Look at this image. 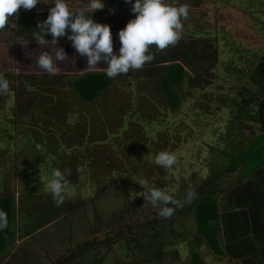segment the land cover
I'll use <instances>...</instances> for the list:
<instances>
[{"label":"flooded vegetation","instance_id":"flooded-vegetation-1","mask_svg":"<svg viewBox=\"0 0 264 264\" xmlns=\"http://www.w3.org/2000/svg\"><path fill=\"white\" fill-rule=\"evenodd\" d=\"M34 8L31 10L21 8L24 11L23 15H20L17 19L12 18L5 28L1 29L2 34L4 35V40H6L3 53L6 58H4V60H0V73H3L2 67L5 65L8 67L9 65H16L17 61L15 58V52L19 48V42L28 40L35 41V45H37V47H40L43 52H48L53 57L55 55V51L62 48L66 53L65 59L55 61V63L63 65L69 73L67 74L64 68L59 67L60 71L54 75L43 72L34 74L27 72L22 75L21 78H18L15 76L16 74L14 75L13 73L9 77H6L7 75H5L4 78L7 79L9 83V91L7 94L2 95V100L6 97V100L8 98L10 102L15 93V111L13 109L15 116H13V119H9L8 121H10L11 124L18 125L22 130L29 129L33 131L35 136L37 135V137H35L37 142H39V139L41 138L42 141L45 142V145H50V150L43 153L45 157L50 154V158H43L41 161H37L38 163L36 165L34 162V179L39 183L44 194L48 195L51 192L47 188V182L51 178L52 169H58L60 166V160L63 165L65 162V159L63 158L68 157L76 161L74 159L75 157H81V155L76 152L77 148H80L81 144L78 145L72 143L74 141L71 138L72 135L67 132L70 131L72 125H64L65 123L67 124V116L76 115L75 119L78 120V114L82 115L87 114L88 112H91L92 114L93 112L90 109L92 107L91 103L102 96L104 92L107 93V91L115 85L117 78H122L123 80V78H125L123 77L124 75L131 76L132 78L133 76L140 77V71L143 72L144 68L142 66L139 69H130L129 73L118 74L116 76L117 78H113V82L110 87L101 91L96 99L91 102H84V109L82 110L78 101H68L65 97L61 98L59 93L62 91L59 88L63 85H59V83L63 81L65 83L67 80H73L74 84L76 79L87 73L101 72L105 74L104 67H106V65L103 61H101L98 62V66H94L97 69L92 67L93 69L84 71L82 76H78L80 74L73 73V68H85V70L90 68L86 62V55L81 56L72 47L71 42L66 43L68 40L66 36L59 37L56 44L53 46L51 45V42H47L46 44L36 43L34 34L39 32L37 24L38 22L46 19V16L40 17L39 14L36 15L35 11H38V9ZM118 11L121 12L122 9H118L116 7V10L105 8L96 10L92 13V18L95 22L109 25V23H111V19L115 22L114 17L119 15L116 13ZM14 21H16V24H14ZM110 30L113 39V51L116 52L120 46L117 38V31L113 28V26H110ZM215 35L216 43H213L214 45L209 42V44H207L206 42L195 41L194 45L197 47L191 45L190 49L186 51L184 49H179L184 52L183 54L185 59L189 61L187 62V66L189 65L188 67L191 68L194 73L188 72L182 64V61H186L185 59L183 60V58H181L182 60L179 59V61H177L175 58L181 55L179 50L173 49L172 47L167 48L165 51L163 50L161 56H165L164 58L168 57V59L175 58V62L181 64L186 72L183 83L179 85L180 89L176 90L175 88V92L179 97V105L177 107L172 106L169 103L168 98L162 94L167 100V107L165 106V108H162L164 106H160L152 100L153 105H158V111H154L153 113V111L148 109V111H146L148 116H146L144 115V111L142 112L140 110L139 106L141 98H143L146 93L140 92L139 89L137 91L136 87H132L133 91L131 92L132 99L130 100V106L120 117V122L115 130L109 131L108 134L106 133L107 136L102 140H98L102 141L99 143H94L95 141L91 139L89 133L85 138L86 140H84L82 145L83 149L93 143H106L111 140V138H116L120 142L126 141L124 142V145L126 146L127 142L130 141L126 136V133L130 130V128H132L131 123H135L140 124L138 127L145 131L147 139L151 141L149 144L151 150H148L147 155L145 153L142 158L135 159L136 161H133V165L129 164V159L128 161L122 160L120 170L112 171V173L106 172L103 176L99 175L100 172L96 174L99 181L103 183L108 177L113 179H123L122 182L124 183L122 185L129 188L127 193L129 200H131L129 193L131 197H134V199L131 200L134 204L131 209L132 212L128 213L130 212V209L125 207L126 211L123 217L126 221H129L124 225H128L129 222L134 224L135 227L139 224H144V227L141 228L138 233L131 236V238L136 239L140 245L136 248V260L130 262L127 261L125 263L122 262L120 264H190L193 252L199 254L203 264H264V151L262 154L254 155L253 157H247L245 154L250 150L249 148L254 142L255 138H253V136H264L263 127L259 119L260 105L264 101V81L260 80L261 74H257L258 77H256V79H259L260 81L255 80L257 89L251 90L253 77L251 76V72H249L245 66L238 68L235 67L236 70H240V74H242L241 71L245 72L243 77H246L247 73L251 74H249V77L247 76L248 78L246 77L249 82L243 86L244 90L247 91V94L243 97L245 103L244 106L249 108V110L245 111L241 108L238 109L237 106L239 105H237V103L239 101L234 98L240 97V99H242L239 90L235 93V91H233V86L230 83L226 85L227 88L231 87L230 89H226L223 84L221 88H217L218 85H216L218 83L217 78L220 76L219 68L221 53L219 49L218 34ZM207 37L210 38L209 36ZM49 39L51 40L52 37L50 34H47L45 36V40L48 41ZM184 43L185 42L181 41L180 46ZM185 44L187 45V43ZM213 48L215 49V54L212 53ZM149 51L151 52L153 59L148 61V63L156 64L158 61L157 58H160L158 49L152 45L149 47ZM260 57V62L253 70H258L260 67H262V69L264 68V53L261 54ZM158 63L161 67L167 66V63H164V61ZM211 63H215V65L210 66ZM31 64L32 67L36 68L37 64H34L33 62H31ZM204 65H208L209 68L204 69ZM214 67L215 73L213 74L211 70H213ZM230 68L231 66L228 65L229 74H231ZM262 69L260 70L261 73ZM208 73L211 78L215 77V81L214 83L210 82L204 84L202 80ZM188 74H190V76H192L191 78L196 81L189 84ZM46 80H48V82H46ZM39 81H42V83ZM49 82L50 84L46 87V84ZM134 82L136 83V80ZM11 84L12 86H10ZM41 84L45 87L41 90L52 92L48 90V88H52V90H58L60 92L55 94L42 92L38 89V86ZM212 86L213 89H211ZM185 87L188 88V91L185 90ZM39 91L41 92L42 98L52 99L51 102H45L46 106L41 108L50 110V108H53L56 105H64V107H57V111L54 107V116H49L47 113H43V115L45 114V118H43V115H39V113H37L36 119L39 118L38 123H27L29 121H25L26 116L24 115L28 108H25L24 111L22 102L23 100L26 101L28 97L33 96ZM74 92L76 94L78 93L76 89ZM18 95L20 97L19 99ZM210 95L212 104L206 105ZM219 95L225 96L227 101L230 102L231 107L228 108L225 104V107L219 106V102H217L220 97ZM115 98H117V96ZM112 99L110 101L114 103ZM104 100H106V97L103 98V102H105ZM9 102L6 103V105H9ZM19 102L21 104H19ZM253 104H255L254 106L256 107L252 106ZM104 108H107V105H103V109ZM56 112L59 115H57ZM237 113L239 115L243 114L242 117L239 116L238 119L244 121L245 123L246 121H248L249 124H253V122H255L256 126L259 128L257 130L258 133L252 132L251 130L249 133L251 134L250 136L246 137V135L243 134L237 135L235 130L233 131L232 129V124H234L233 121L237 117ZM46 116L52 118V120L54 118V121L50 120L53 123L44 121V119H47ZM60 118H63L64 122V127H61V129L63 131L64 128L67 129L64 131L63 136L61 135L62 132L58 130L55 124L56 121L59 122ZM81 123L85 122L79 121L76 124L82 125ZM72 124L76 125L74 122H72ZM86 125L88 124L85 123L84 126ZM162 128L164 129L161 130ZM163 133L166 138V151L173 152L176 156V163L168 169H165L155 163V146L159 144L161 139L160 135ZM246 138L248 140L247 143ZM135 140H138V138ZM172 145H175V147L171 148ZM4 156L7 158L6 161H8V155L6 152ZM72 160L71 162H73ZM118 161H121L120 156H118ZM6 163L7 162H5V164ZM56 164L58 165L57 167ZM145 166L148 168L143 170V167ZM10 168L11 164L5 168L2 166L0 167V184L2 187L0 188V195L2 191L6 190V187L3 184L4 179H6V175L3 174L4 172L1 175V170L8 171ZM104 185L106 186L107 183ZM7 186L8 189L9 185ZM154 188H159L167 192L174 198L175 201H177L174 205H168L174 209L171 216L166 218L160 216L159 210L162 205L158 204L154 206L150 203V201L142 199L144 198L145 192ZM189 190H191L195 195L191 200H186L185 195ZM73 191L76 193L78 192L81 196V192L75 189L73 183L69 182V193L64 200L66 204L69 202V197H71V193ZM111 192L112 191L104 193V195ZM135 192L139 193L134 194ZM102 193L103 191L98 194L99 196L96 199H99V201L97 202H91V199L94 197H88V201L90 202L89 206L85 207V211H88L90 208L92 218L89 219L90 223L85 224V228H80L79 231L95 227L102 228V220L98 209L100 201L104 196ZM49 195L52 196V194ZM80 196L77 198V204L75 203L68 213H73L83 205L88 204ZM137 200H141L142 204L137 205L135 202ZM208 203H213L217 209V218H213L210 221V224L216 231L218 247L221 251L219 254L211 249L204 237L197 232V209L202 207L204 204L208 205ZM118 210L119 208L116 211L118 212ZM68 213L66 214L68 215ZM132 221L134 223H132ZM119 223L121 224L122 222L119 221ZM119 223L116 221L115 224L118 225ZM187 225L194 226V228L187 231ZM178 226L182 227V229L186 226V231L182 229L180 230ZM68 234H70V231H68L66 235ZM144 240H146V243ZM82 241L85 243L79 242L69 251H63L64 249L60 250L59 256L57 254V257L54 259V264H75V261L71 263L73 259H68V261L65 260L63 262L61 257L64 256H61L62 254L74 253L72 255L75 257L78 254L89 251V254H100V256H102L105 252L106 257L108 255H113L112 247L108 248L106 246L108 251H104V253L103 251H100L99 253V250L97 249L103 247V245L92 246L93 243L91 242L94 241H90L88 238ZM95 241L99 240L95 239ZM120 241V239L111 240L109 241V246L115 245V243ZM29 244L33 245V243L30 242ZM64 245L60 248L62 249ZM43 248H41V251ZM12 254H15L9 256L11 258L9 262L12 264H32L30 261L31 257H33L36 262L39 261L38 255L28 246L19 251H12ZM86 258H90V256ZM93 258L87 261H89L90 264H94L95 261H98V264H102L103 256L99 257V255H95ZM83 264H85V262Z\"/></svg>","mask_w":264,"mask_h":264},{"label":"rangeland","instance_id":"rangeland-1","mask_svg":"<svg viewBox=\"0 0 264 264\" xmlns=\"http://www.w3.org/2000/svg\"><path fill=\"white\" fill-rule=\"evenodd\" d=\"M118 1V0H116ZM168 3L174 4V2H170L173 0H167ZM220 2L222 0H190V3L188 5H194L191 8H188V17L187 19H182V32L180 36V41L187 43V45L184 43L183 45H179L177 41L175 45H169L164 49L158 50L160 58H157L158 62L164 61V63L170 64L175 62V58L177 61L185 59L184 52L179 49H184L185 51L190 49L191 45L195 46V41L200 42H206L207 44H215L216 42V35L208 38L207 36L204 37H193L195 34V31L201 30V31H207L211 29L213 32L217 33L219 29H222L223 31L219 33V36L221 38H224L226 40L233 39L235 40L231 47L235 48L236 51H240V54L235 55V57L230 58L229 65L231 66V74L228 72H224V78L221 73H219V77L217 78V88H221L222 82L224 80L231 81L230 84L233 86V91L237 93H241V98L236 97L237 101V108L242 109L245 111H248L249 108H246L244 105L243 97L247 94V91L244 90L243 86L249 82L247 78L251 75L252 77V84H251V90L257 89L256 81H264V68L260 67L258 70H253L254 67L260 62V55L264 53V19H261L259 15L263 14L264 9H262L261 1L260 0H246L248 8L242 9L238 7V5L233 4H224L219 5L217 2ZM44 3H50V0H45ZM68 7L70 9H73V11H76L78 9L85 8L87 4V0H73V3L70 1V3H67ZM241 3H239L240 5ZM51 5V3L49 4ZM125 5L127 7H125ZM105 6V5H104ZM106 6L109 7V9H115L116 7L118 9L123 8L121 12H116L119 15L115 16V22L113 19H111V23L109 25L118 32L120 29L124 28L126 23L134 18V13L130 11L131 5L128 3L118 1L115 3V1L107 2ZM104 9V8H103ZM122 17V18H121ZM207 29V30H205ZM188 30V33L186 32ZM192 32V33H191ZM2 35V31L0 29V38ZM226 37V38H225ZM209 42V43H208ZM27 45H35V41H25ZM22 43V44H25ZM235 43H240L241 45L237 48ZM21 44V43H19ZM213 44V45H214ZM186 45V46H185ZM0 60H4V43L0 46ZM173 48L180 51L181 55L175 57V58H169L165 56H161L163 50L165 51L167 48ZM184 47V48H183ZM197 47V46H195ZM200 47V46H199ZM214 47V46H213ZM219 49L220 45H219ZM212 53L215 54V49H212ZM221 53V50H220ZM183 54V55H182ZM164 55V54H163ZM253 55V57L251 56ZM221 56V55H220ZM186 60V59H185ZM222 57L220 60V66L225 65L222 61ZM191 61V59H190ZM187 62L189 61H182V64L185 66V68L188 70V72H193L191 68L187 66ZM152 64L146 62L145 65H143V72L140 71L141 75L139 76H131L124 75L123 80L122 78H117L115 85L110 88L109 91L104 92L102 96H100L98 99L94 100L91 104L92 107L90 108L93 112H88L87 114H78V120L83 121L85 123H81L82 125H77L76 123L79 122L77 119H75L76 115H68L66 118L67 124L63 122V118L59 119V122L56 121V127L58 130H60L61 135H64V131L67 129L64 128V131L61 129V127L65 126H71L70 131H67L68 134L71 133V138L74 140L72 143L80 145V148H77L76 152L81 155V157L74 158L76 161L72 160L71 158H63L65 159L64 164H61L60 160V166L58 167L59 170L63 172L64 169L69 170V174L66 176V179L68 182L73 183V186L76 190L81 192V196L73 191L71 193V197L69 202L66 204L63 202L61 205L57 206L54 202V199L49 193L48 195L44 194V192L41 189V186L37 181H35V165L38 163L37 161H41L43 158H50V154L45 157L43 154L46 151L50 150V145H45V142L42 141V139H39V142H37L35 136V133L29 129H21L16 124H11L9 119H13V116H15V104H16V94L14 93L13 99L11 98V101L9 102V99L6 97L0 101V165L5 168L6 166H9L11 164V168L6 170H1L2 173L6 175V179H4L3 184L6 187L5 191H2L0 197H9L13 201L14 206V218L11 223L13 227L14 237L12 239H8L7 246L5 248V251L3 254L0 255V264H12L10 263V255L12 254V251H19L24 249L25 247L32 248L33 251L38 255L39 261L36 262L33 257L30 258V261L32 264H54V259L57 257V254L59 256L60 250L63 251H69L73 248L74 245L77 243H85L82 240L90 239V241L94 245H103V247L98 248L97 250L100 251H108L106 248L112 247L113 249V255H108L106 257V252L102 255V264H120L122 262L127 261H135L137 258V249L139 243L136 239L131 238L134 234L138 233V231L144 227V224H139L135 227L134 224H131L129 222L128 225H124L126 222V219L123 217L125 215V207L130 209L133 208L134 204L129 200L127 193L129 188L126 186H123L122 182L123 179L118 178H110L104 180L103 182L99 181V178L96 176V174L103 176L106 172L117 171L121 169V162L129 161V164L133 165V161L135 162V159L142 158L144 154L147 151L151 150L149 144L151 141L147 139V135L145 134V131L143 129L139 128L138 126L140 124L131 123L132 128L128 130L126 133L127 138L130 140L127 142V145H124V142H120L116 138H111V140L107 141L106 143L102 144H94L99 143L106 137V133L108 134L109 131H114L115 128L118 126L120 122V117L123 115L124 111L130 106L131 103V92L133 91L132 87H136L137 91L139 89L140 92L146 93L143 98H141L139 102L140 110L143 112L144 115L148 116V113L146 111L151 110L158 111V105L164 106L162 108H165L167 105L166 98L159 92L158 90V82L160 77L162 76V73L164 71V67H161L160 64ZM208 64V63H207ZM215 65L211 63L210 66ZM252 66V68H249V66ZM58 67L64 68L63 65L58 64ZM245 66L247 70L250 73L246 74V77H243L242 74H240V70H236L238 67ZM12 67V68H9ZM5 65L2 67V71L4 75H7L6 77H9L12 75V73L17 76L18 78H21L22 76L18 75V71L15 69V66ZM236 67V68H235ZM30 68V67H27ZM37 73H47L44 70L40 69L36 65ZM96 68V67H93ZM208 65H204V69H208ZM1 69V68H0ZM32 68H30L31 70ZM65 69V68H64ZM97 69V68H96ZM250 69V70H249ZM262 69V73L260 70ZM79 71L73 72L77 74L84 73L85 70L78 69ZM21 72V71H20ZM65 72L68 74L69 71L65 69ZM213 74L215 73V67L213 70H211ZM243 72V71H241ZM30 73V72H29ZM223 73V71H222ZM245 73V72H243ZM49 74V73H48ZM72 74V73H71ZM250 74V75H249ZM257 74H261V78L256 79L258 77ZM78 75V76H80ZM189 75V84L191 82L196 81L193 80ZM194 75V74H193ZM257 75V76H256ZM29 76V75H28ZM195 76V75H194ZM47 77V76H45ZM121 77V76H118ZM143 77V78H142ZM49 78V77H47ZM231 78V80H229ZM263 78V79H262ZM197 79V77H196ZM136 80V83L134 82ZM256 80V81H255ZM204 84L206 83H214L215 77H210V74L208 73L204 79L202 80ZM42 83V81H39ZM48 82V80H46ZM49 83L46 84V87ZM228 84V83H227ZM59 85H63L61 88H59L62 92L58 90H52V88H48V90L52 92H47L44 89L45 87L43 84L39 85L38 89H40L42 92L55 94L59 93L62 97H65L68 101H78L79 105L81 106V109H84L83 103L86 102L82 99L78 93L76 94L74 92V84L73 80H67L65 83L60 82ZM223 85H225V82H223ZM12 86V84L10 85ZM248 86V85H247ZM16 88V86H15ZM180 89V86H176V90ZM185 90L188 91V88L185 87ZM54 91V92H53ZM181 94V93H180ZM117 96V98H115ZM106 97L105 102H103V98ZM18 95V99H19ZM113 98V99H112ZM183 98V97H182ZM17 99V100H18ZM29 99V100H28ZM28 99L23 100L22 107L27 110L25 112L26 118L25 121H29L27 123H35L37 124L39 121V118L36 119L37 113L39 115H43V113H47L49 116H54V107L57 111L58 108H63L64 105H56L53 108H50V110H47L46 108H41L46 106L45 102H51V98H42L41 92L34 94L31 97H28ZM113 100L114 103H112L110 100ZM220 98H218L219 100ZM152 100L158 103V105H153ZM14 101V104H13ZM9 102V105H6V103ZM12 102V103H11ZM21 102V101H20ZM19 102V104H21ZM11 103V104H10ZM65 104V103H64ZM103 105L107 108L103 109ZM253 104L252 106H254ZM58 107V108H57ZM167 107V106H166ZM256 107V106H254ZM12 108V109H11ZM14 109V111H13ZM157 109V110H156ZM47 110V111H46ZM62 111L61 109H59ZM87 110V109H86ZM106 110V111H104ZM16 113V112H15ZM18 113V108H17ZM16 113V114H17ZM152 113V114H153ZM57 115H59L56 112ZM151 114V115H152ZM243 114L239 115L237 113V117L233 121L234 124H232L233 131L235 130V133L237 135H246L250 136L249 134L252 130V132L258 133V126H256L255 122L253 124H249L248 121L246 123L240 119H238L239 116L242 117ZM43 118H45V114L43 115ZM47 119H44L46 122H51L52 118H49L46 116ZM111 119V120H110ZM12 121V120H11ZM54 121V118L53 120ZM74 122L76 125L72 124ZM53 123V122H51ZM23 125V124H22ZM49 125V124H47ZM19 127V129H18ZM86 127V128H85ZM255 130V131H254ZM248 132V133H247ZM88 133L93 141H95L92 145L88 146L87 148L83 149V143L85 138L88 136ZM161 139L159 141V144L155 146L154 155H156L160 151H166V138L165 134L160 135ZM243 137V136H242ZM133 138V139H132ZM138 138V140H135ZM83 141V142H82ZM260 141L256 140L255 143H253V150L251 149V152L248 155V152L245 153L247 157H253L255 154L259 152L260 148ZM69 143V141L67 140ZM82 142V143H81ZM248 142L246 138V143ZM264 142V141H263ZM261 142V143H263ZM153 144V142H152ZM264 144V143H263ZM39 145V148L37 147ZM252 146V145H251ZM175 147V145H172L171 148ZM252 148V147H251ZM5 152L8 155V161H6V157L4 156ZM87 155V156H86ZM118 156L121 157V161H118ZM71 160L73 162H71ZM5 162H7L5 164ZM35 162V165H34ZM2 163V164H1ZM139 163V162H136ZM5 164V166H4ZM148 165V164H147ZM0 166V167H1ZM58 165L56 164V167ZM152 166V164H151ZM150 167V166H149ZM148 168L147 166L143 167V170H146ZM110 173V174H111ZM121 175V174H119ZM112 179V180H111ZM129 179V178H127ZM114 181V182H113ZM113 182V183H111ZM7 183V184H6ZM107 183L105 186L104 184ZM110 183V184H109ZM112 184V185H111ZM7 185H9V188L7 189ZM0 188L1 184H0ZM107 193L109 191H112L111 193L105 194L102 197V200L100 201V206L98 207L101 220H102V228L101 227H95V228H88L84 230H80V228H85V224L90 223V218H92V213L90 208L88 211H85V207L89 206L88 197L92 196L94 198L91 199V202H97L99 199H96L99 195V193ZM139 193L135 192L134 194ZM83 198L88 204L83 205L78 210L74 211L73 213H68L71 210V207L76 203L78 197ZM73 199V200H71ZM144 199V198H142ZM141 199V200H142ZM141 200L135 201L137 205H141ZM77 204V203H76ZM119 208L118 212L116 211ZM144 208V207H143ZM68 213V215L66 214ZM99 214V213H98ZM121 221L120 224H115L116 221ZM113 223V224H112ZM132 223H134L132 221ZM133 228V229H131ZM174 228V227H173ZM178 228L181 230L182 227L178 226ZM194 226L187 225V231L192 230ZM165 230V229H164ZM186 231V226L182 229ZM70 231V234L66 235ZM78 231V232H77ZM83 231V232H82ZM177 232V231H176ZM165 233V231H164ZM127 236V237H122ZM95 239H98L99 241H95ZM114 239H120L121 241L118 243H115V245H110L109 241ZM80 240V241H78ZM33 243L32 244H29ZM107 242V243H106ZM146 243V240H144ZM148 242V240H147ZM65 244V245H64ZM64 245V247L61 249L60 247ZM107 246V247H106ZM44 247V248H43ZM39 248V249H38ZM41 248L42 251H41ZM38 251V252H37ZM89 252V251H88ZM88 252L78 254L74 257V253L72 254H62L61 257L62 261L65 260L68 261V259H73L71 263L75 261V264H90L89 259L93 258L95 255L100 254H89ZM210 252V251H209ZM76 253V252H75ZM88 253V254H87ZM212 253V252H211ZM210 253V254H211ZM87 254V255H86ZM90 258H86L85 257ZM71 257V258H68ZM106 257V258H105ZM66 258V259H65ZM14 259V258H13ZM94 259V258H93ZM87 261V262H86ZM100 262V261H99ZM94 264H98V261H95Z\"/></svg>","mask_w":264,"mask_h":264},{"label":"clouds","instance_id":"clouds-1","mask_svg":"<svg viewBox=\"0 0 264 264\" xmlns=\"http://www.w3.org/2000/svg\"><path fill=\"white\" fill-rule=\"evenodd\" d=\"M41 0H0V29H4L13 14L23 8L31 10ZM46 19L38 22V33L34 34L38 44L46 43L45 36L50 34L51 43L56 44L59 37L66 36L72 47L81 56L86 55L89 67L98 66L103 61L105 74L114 78L118 74L129 73L130 69H139L145 62L151 61L153 56L149 47L154 45L158 50L175 44L182 32V19H187L189 13L186 5L176 6L166 0H125L131 5L130 11L134 18L130 19L124 28L117 32L119 41L118 51H113V39L110 26L95 22L92 13L104 8V0H87L85 8L76 11L70 10L66 0H50ZM66 53L57 49L54 57L48 52H42L36 59L37 66L49 74H57L60 68L55 61L64 60ZM9 91L8 80L0 76V95ZM39 148V145H37ZM155 163L165 169L176 163L173 152L160 151L155 156ZM68 169L63 172L52 169L51 178L47 182L54 202L61 205L69 193V182L66 176ZM195 194L189 190L186 200H191ZM130 199L131 197L129 193ZM144 199L152 205H162L159 215L169 217L174 209L168 206L176 204L167 192L154 188L144 193ZM8 225L7 213L0 210V230Z\"/></svg>","mask_w":264,"mask_h":264},{"label":"trees","instance_id":"trees-1","mask_svg":"<svg viewBox=\"0 0 264 264\" xmlns=\"http://www.w3.org/2000/svg\"><path fill=\"white\" fill-rule=\"evenodd\" d=\"M104 1L111 2L113 0H104ZM260 1H261L262 9H264V0H260ZM166 2L168 3L167 0H166ZM170 2H174V4L176 6H179L181 4L186 5L187 8H191L194 5L197 6L196 4L188 5L190 3V0H173ZM226 3L228 5L229 4L238 5V7L245 9V10L248 8L246 0H222L220 2L219 1L217 2V4H219V5H224ZM239 3H241V4L239 5ZM127 6L125 5V7H127ZM104 8L109 9V7L106 5L104 6ZM259 17L261 19H264V13L259 15ZM205 30H207V29H205ZM222 31H223L222 29H219L217 31V33H215L211 29H209L207 31L197 30V31H195V34L193 37H204V36L211 37V35L212 36H214L215 34L219 35V33H221ZM186 32L188 33V30ZM219 38H220L219 39V45L221 48L220 49L221 50V57L223 59V62H224V60L226 62L225 65L220 66L219 73H221V78H222V74H223V78H224V75H225L224 72H228V65H229L230 58L235 57V55L240 54V51H236L235 48L231 47V44L235 40L230 38V40L228 41L224 38H221L220 36H219ZM178 41H180V38ZM178 43L180 45L181 41ZM173 45H175V44H173ZM235 45L238 48L241 44L235 43ZM251 56L253 57V55H251ZM249 68H252V66L250 65ZM222 71H223V73H222ZM241 73H242V75H245V73H243V72H241ZM185 75H186V72H185L184 67L181 64L175 62V63H172V64L164 67V71L162 73V76L160 77L159 82L157 84L159 92H161V94L166 96L168 98L169 103L174 107H177L179 105V97L175 92V88H176V86H179L181 83H183V80L185 79ZM0 76H1V74H0ZM229 80H231V78ZM112 82H113V78H109L106 74L101 73V72H93V73H87V74L83 75L82 77H79L78 79H76V81H74V87L77 90L78 94L82 97L83 100L91 102L97 98L98 94L101 91L109 88L110 85L112 84ZM223 82H225V85H228L227 83H230L231 81L228 82V81L224 80ZM223 82H222V84H223ZM225 88L230 89L231 87L227 88L225 86ZM211 89H213V86L211 87ZM219 98L220 99L217 100V102H219V106H224V104H225V106H227L228 108L231 107L230 102L227 101L225 96H220ZM1 100H2V95H0V101ZM211 104H212V99H211V95H210L208 98V103L206 105H211ZM163 129L164 128H162L161 130H163ZM253 138H255L253 143H255L256 140H261L260 141V148H259L260 150L257 154H255V155H260L264 151V144H263L264 143L263 142L264 136H253ZM261 142H263V143H261ZM253 148L254 147L252 144V146H250V148H249L250 150L248 151V153H250L251 149L253 150ZM0 210L6 212L7 218H8L7 227L0 230V255H1L7 246L8 239H12L15 235L14 232L12 231V225H11L13 218H14L13 201L9 197H0ZM213 218H217V209L213 203H208V205L204 204L202 207L197 209V219H198L197 232L202 237H204V239L207 242V244L209 245V247L211 249H213L216 253L219 254V253H221V251L218 247L216 231L211 227V224H210V221ZM191 259L192 260H191L190 264H203L201 257L199 256L198 253L193 252Z\"/></svg>","mask_w":264,"mask_h":264},{"label":"crops","instance_id":"crops-1","mask_svg":"<svg viewBox=\"0 0 264 264\" xmlns=\"http://www.w3.org/2000/svg\"><path fill=\"white\" fill-rule=\"evenodd\" d=\"M70 1L73 3V0H66L67 3H70ZM116 1V0H115ZM118 1H122L124 2L125 0H118ZM45 0H41V3L40 4H37L34 9H38V11H35L36 15L39 14L40 17L41 16H46L48 15V8L51 7L52 5H49L50 3H44ZM117 2V1H116ZM107 1H104V5H106ZM182 5V4H181ZM39 7V8H38ZM123 10V8H121ZM19 11H17V13L13 14V16L10 18V20L13 18V19H17L20 15H23L24 11L23 9H18ZM10 22V21H9ZM14 24H16V21H14ZM3 35V34H2ZM47 42H51V40L49 39ZM46 42V43H47ZM67 42H70L69 40L66 41ZM6 44V40H4V35L1 36L0 38V46L1 44ZM21 44H19V48L18 50L15 52V58H16V65H15V69H19V71H21L22 73H27V72H30V73H37V68L35 67H32L31 65V62H33L34 64H36V59L37 57L43 52L40 47H37V45H27V43H25V41H22V42H19ZM22 43H25V44H22ZM37 43V42H36ZM46 43H43V44H46ZM22 45H26V46H22ZM51 45H55V44H52ZM29 46V47H28ZM1 48V47H0ZM6 58V56L4 57ZM27 67H30L32 68L30 70V68H27ZM89 69H93L92 67L90 68H87L85 70V68L83 70L87 71ZM73 71L74 72H77L79 71L78 69H75L73 68ZM1 76H5L3 73H0ZM84 73H82L80 76H82ZM24 75V74H23Z\"/></svg>","mask_w":264,"mask_h":264},{"label":"water","instance_id":"water-1","mask_svg":"<svg viewBox=\"0 0 264 264\" xmlns=\"http://www.w3.org/2000/svg\"><path fill=\"white\" fill-rule=\"evenodd\" d=\"M18 71V75L22 76L25 73H22L19 71V69H16ZM263 112H264V101L261 103L260 105V114H259V119H260V123L263 127V131H264V117H263Z\"/></svg>","mask_w":264,"mask_h":264}]
</instances>
